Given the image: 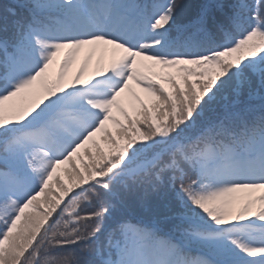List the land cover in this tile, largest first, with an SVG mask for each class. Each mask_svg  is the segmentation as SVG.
I'll list each match as a JSON object with an SVG mask.
<instances>
[{"label":"snow or ice","instance_id":"snow-or-ice-1","mask_svg":"<svg viewBox=\"0 0 264 264\" xmlns=\"http://www.w3.org/2000/svg\"><path fill=\"white\" fill-rule=\"evenodd\" d=\"M210 9L201 6L175 35L176 0H17L0 15V264H264V0L234 6L236 34L221 28L219 46L207 27ZM94 55L110 57L107 66L82 78ZM229 81L233 98L197 126ZM257 87L259 116L248 102ZM97 133L107 154L92 139ZM89 142L98 159L76 175L92 181L86 191L97 210L81 218L76 200L63 209L76 219L51 231L45 224L59 200L41 213L37 198L57 166ZM169 185L187 209L178 235L165 231L171 219L162 211L149 226L117 223L105 235L113 202L141 190L163 201ZM81 219L89 221L83 230L73 226ZM80 245L48 254L49 246ZM193 247L206 254L189 258Z\"/></svg>","mask_w":264,"mask_h":264},{"label":"trees","instance_id":"trees-1","mask_svg":"<svg viewBox=\"0 0 264 264\" xmlns=\"http://www.w3.org/2000/svg\"><path fill=\"white\" fill-rule=\"evenodd\" d=\"M13 1H15L17 3V0H0V15H3L8 7H10V6L11 7H15L16 6V4ZM184 1H187V5H188L187 9H183V7H180L183 4ZM137 2L138 3H148V4L155 3V4L163 5V4H165L167 2V0H137ZM200 2H201V0H176V3H177L176 21H175V24L173 26L183 25L187 21H189L194 16V14L196 12V8L199 6ZM209 2L210 1H206L204 3V5H210ZM254 3H255V0H254ZM214 8H215V6H214ZM171 30H172V28H171ZM213 30H215L214 27H213ZM171 33H172V31H171ZM172 34L174 35V33H172ZM222 39L224 41H220L218 43H217V41H215L214 42V46H219V45L224 44L226 42L225 39H224V35H223ZM233 86H234V81H229L223 87L222 93L220 95H218V98L214 102H209L208 104H206L204 106V108L202 110L203 115L197 120V126H199L203 121H206L210 117H213L214 115L218 114L219 109L226 102V100H225L226 97L229 98V99L233 98L232 97V87ZM133 90L136 92V94L138 96L140 95V99L141 100H144L146 103L148 102V96L142 90V87H138L137 85H135ZM256 90H257V95H256ZM253 93H254L256 99H258L259 95L261 94L258 87L253 89ZM241 99L245 100V101H248V89L244 90ZM130 100H131V97H128L127 94H125V102L128 105L130 113L132 114V109H131V107H129V104H128V101H130ZM248 102L250 103V105L254 109L253 115L259 116L260 115V111H259L260 104L256 105L251 100L248 101ZM133 103H134V101H133ZM113 114L116 115L117 119L122 120V117H120L117 113L114 112ZM140 127L143 128V125H140ZM112 132L115 133V125H111L110 133H112ZM101 137H102V134L101 133H97L92 139L95 141L96 144H98L99 140L102 139ZM0 147H2V145H0ZM134 147H135V145H134ZM94 148L95 147H93V144L91 142H89V143L85 144L84 147L79 149L77 151V153L72 156L70 162L58 165L57 169H56V172L54 173L53 177L49 180V184L45 188L44 193H42L37 199H43L44 196H46V192L49 191V190H52L51 185L59 184V182H58L59 179L60 178H64V176H65V175H63L64 173H62V171L66 170V169H70L73 166V162L81 165V163L84 160V156L83 155H84L85 149L92 150ZM109 150H110V148H107V147H104V146L102 147V151L105 154H107ZM81 167H83V165ZM0 168H3L2 164H0ZM79 174L82 175V173H79ZM69 184H70V188H71L69 194L71 193V191L73 192L74 190H76V188H79L80 185H81L80 183H78V184L69 183ZM31 188H37V189H36V191H32ZM58 189H60L62 191L61 192V196H62V194H64V193L66 194L67 193V192L64 191V189H67V188H62L61 185L58 187ZM29 191H31L32 194H35L36 192H38L39 191L38 182H33V184L29 188ZM60 199H61V197L54 199V201H57V200H60ZM144 200H146V201H148V202H150L152 204H156V205L159 204L158 197L155 196L152 192L147 193L145 195V197H144ZM125 204L126 203H124L123 205H121V204L120 205L125 209L126 212H128L129 208ZM117 206L118 205H115V209L117 210V213H118V209L119 208ZM35 207H36V209L39 212H41L40 208L37 206V203L35 204ZM60 208H61V206H59V207L57 206L56 210L51 214V216L48 217V219L50 221L57 220V218L59 219V215L61 213ZM29 211H31V210L30 209H26V213L29 212ZM161 211H163V210L160 209L159 212H161ZM175 211H177V207L173 206V209H172V211L169 212V214H172ZM158 213L153 214V215H158ZM126 214H128V215H126V217H124V221L122 222L123 224H129V225H134V226H146L143 223H139V222H144L143 216H145L144 215L145 213L142 214L140 212H131V214H130V212H129V213H126ZM136 214H139L141 217H134V215H136ZM153 215H151V216H153ZM137 218H139V219H137ZM232 221L233 220L229 219V225H231L230 223ZM209 223H210V221H209ZM49 248L52 249L53 247L49 246ZM49 248H48V254L51 255L52 252H50V251H52V250H50ZM73 251H77L78 252V250H76V249H69V252H73ZM205 254L206 253H205V251L203 249H199V248L193 247V248H191L189 250V258H191V259H195L198 256H202V255H205ZM60 255H62V249H60V251H58V253H57V255L55 257L59 258V257H61Z\"/></svg>","mask_w":264,"mask_h":264},{"label":"rangeland","instance_id":"rangeland-1","mask_svg":"<svg viewBox=\"0 0 264 264\" xmlns=\"http://www.w3.org/2000/svg\"><path fill=\"white\" fill-rule=\"evenodd\" d=\"M241 3L245 4V1L243 0ZM182 5H183V9H187L188 8L187 1H184ZM84 58H85V52L82 51L79 54V56L77 57L76 61L68 67L67 72H68V77L69 78L73 77L76 74V72L79 70L81 64L83 63ZM56 59H57V61H59L60 57L58 56ZM109 59H110V57H105L103 60H100V58L98 56L94 55L91 58V60L89 61L87 67L85 68L82 78H86L89 75H91L93 72H95L98 69V67H106L108 62H109ZM50 75H51V73H50ZM152 79H156V78L153 77ZM190 79L191 80H196L198 78L197 77H190ZM76 86L79 87V85H76ZM134 86H135V84H132V88H134ZM158 86H159V82L157 83V87ZM164 87L167 88V89H170V86L167 85V84H165ZM66 90H68V89L66 88ZM44 102L47 103V101H44ZM42 106L43 105H41V107ZM111 125H112L111 123L106 125V127L109 129V131L111 130ZM138 126L140 127V125H138ZM111 134L115 137V133L114 132H112ZM118 142H122V141H118ZM97 145L99 146V149L101 151H102V147L103 146L107 147V148L111 147L103 139L99 140ZM96 151H97L96 148H94L92 150L87 149V151L84 152V155H83L84 156V160L81 163V165L73 162V166L70 169H66V170L62 171V173H64L63 175H65V176H64V178H60L59 179V181H58L59 184L51 185L52 190L47 191L46 192V196H44L43 199H37V202H36L37 206L40 208L41 213H42L48 207L49 202L55 203L56 201H54V199L61 197V199L59 200V204L57 205L58 207L61 206V213H62L61 217L59 219L53 220V221H50L48 219V222L45 224V227H47L48 224H51V231H56L57 229H61L62 230L63 222L66 219H72V220L76 219L75 216L68 217L67 212L63 211V209H65L68 206H71V204L74 203L76 200H79V206H78L77 212H78L79 217H81V218H85V217H87L89 215V214H82V211H83L82 207H89V209H92V211L97 210V202H96L94 197L89 196V195H91L90 191H86L83 194L81 193L78 196H75L77 194V192H79L82 188H84L86 186H89V184L92 183L91 180H89L87 182L81 181L80 179H78L76 174L77 173H82V175H86L87 174L86 171H85V166H91V164L94 163L96 159H98V157L96 155ZM90 157H91V159H90ZM82 165H83V167H81ZM69 183H72V184L80 183L81 185H80L79 188H76V190H74L70 195H69V192H70V190H69V191H67L66 194L64 193L61 196V192L62 191L60 189H58V187L60 185H63V188L71 189ZM74 192H76V193L74 194ZM86 196H88L89 199H85ZM131 202H132V204H133V206L135 208L142 207V205H140L139 202L135 198L131 197L130 194H126L125 198H124V203H131ZM115 205H117V204H115ZM148 206L150 207V205H148ZM144 208L145 207H143V209ZM114 212H113V214H114ZM152 212H153V214H156L159 211L156 209V210H152ZM111 217H112V215L105 218V222H104L105 226L109 222ZM73 226H78V227H80L83 230L85 227L89 226V221H87L86 219H81L80 222H79V225H73ZM71 227L72 226L69 227V229H68L69 231L71 230ZM50 234H51V232L49 233V235ZM94 246L95 245H93V247ZM82 247H83V245H80V246L75 247V248H73V247H68V248H57V247H54L55 250L53 251V253L50 256L51 257H55L57 255L58 251H60V249H62V255H60V256H63L65 254L69 253V249H76V250L79 251L80 248H82Z\"/></svg>","mask_w":264,"mask_h":264}]
</instances>
